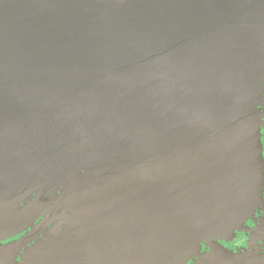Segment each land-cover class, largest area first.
I'll return each instance as SVG.
<instances>
[{"label": "water", "instance_id": "1", "mask_svg": "<svg viewBox=\"0 0 264 264\" xmlns=\"http://www.w3.org/2000/svg\"><path fill=\"white\" fill-rule=\"evenodd\" d=\"M263 85L264 0H0V242L41 220L0 264H187L240 230Z\"/></svg>", "mask_w": 264, "mask_h": 264}, {"label": "flooded vegetation", "instance_id": "2", "mask_svg": "<svg viewBox=\"0 0 264 264\" xmlns=\"http://www.w3.org/2000/svg\"><path fill=\"white\" fill-rule=\"evenodd\" d=\"M258 112L261 117L260 139L264 156V85L261 87V98L258 105ZM38 192L39 190L30 193L23 201V206L31 205V201L37 199ZM16 209H18V207L5 210L4 212L0 211V214H7L8 212L11 214L18 213V210ZM39 222L32 225L29 230L22 232V234L14 236L6 241H1L0 247L9 245L26 236L33 228L38 226ZM50 228H48L47 231H49ZM39 238H42V236ZM32 245L33 244L28 245L27 249L31 248ZM220 249L234 254L236 260L229 261L225 256L215 257L214 253ZM24 253L25 249L20 253L18 252L17 255H12H16L18 258L16 261H18ZM238 256H240L239 260L237 259ZM243 256L244 259L242 258ZM187 264H264V190L262 202L256 208L254 213L246 220L240 230H236L234 234H231L228 237L214 240L210 244L207 242L203 243L200 255L191 257Z\"/></svg>", "mask_w": 264, "mask_h": 264}]
</instances>
